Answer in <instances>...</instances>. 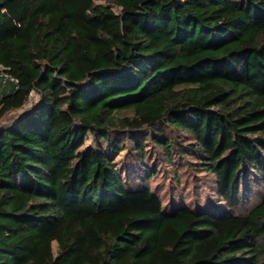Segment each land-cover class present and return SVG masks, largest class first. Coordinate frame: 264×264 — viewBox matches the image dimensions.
Segmentation results:
<instances>
[{
	"label": "trees",
	"instance_id": "trees-1",
	"mask_svg": "<svg viewBox=\"0 0 264 264\" xmlns=\"http://www.w3.org/2000/svg\"><path fill=\"white\" fill-rule=\"evenodd\" d=\"M110 1L0 0V264H264V0Z\"/></svg>",
	"mask_w": 264,
	"mask_h": 264
},
{
	"label": "rangeland",
	"instance_id": "rangeland-1",
	"mask_svg": "<svg viewBox=\"0 0 264 264\" xmlns=\"http://www.w3.org/2000/svg\"><path fill=\"white\" fill-rule=\"evenodd\" d=\"M98 3H110V0H95ZM114 8L116 11H120L119 7L114 5ZM36 98L35 95L32 96L33 100ZM20 111V110H19ZM17 111H12L8 114V116H11L15 114ZM98 145L96 138L93 136V134L89 133L88 137L84 143V145L80 148V150H89L91 148H96ZM176 178L180 179L179 186L176 185ZM213 183V178L211 175L207 174L203 170H184L179 177H174L173 173L171 171H167L166 173H163L160 177L151 180L152 185H161L160 187V193L164 195L165 197L170 196V186H178L179 189H177L178 193L189 195L199 189L198 193L202 192V189L204 187H207L208 189L211 188ZM207 185V186H206ZM255 202V201H254Z\"/></svg>",
	"mask_w": 264,
	"mask_h": 264
},
{
	"label": "built area",
	"instance_id": "built-area-1",
	"mask_svg": "<svg viewBox=\"0 0 264 264\" xmlns=\"http://www.w3.org/2000/svg\"><path fill=\"white\" fill-rule=\"evenodd\" d=\"M0 77L2 81H11L14 84L18 83V79L4 70V67L0 65ZM1 85V84H0Z\"/></svg>",
	"mask_w": 264,
	"mask_h": 264
}]
</instances>
